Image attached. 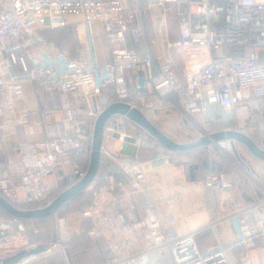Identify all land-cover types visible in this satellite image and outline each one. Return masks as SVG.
I'll list each match as a JSON object with an SVG mask.
<instances>
[{"label":"built area","instance_id":"built-area-1","mask_svg":"<svg viewBox=\"0 0 264 264\" xmlns=\"http://www.w3.org/2000/svg\"><path fill=\"white\" fill-rule=\"evenodd\" d=\"M155 8L175 14L174 44L183 53L188 71L185 82L152 55L145 15ZM72 19L90 27L103 25L112 46L109 62L93 66L88 50L74 57L44 41L45 30L67 27L75 23ZM129 35L137 48H130ZM140 67L147 69L153 90L184 115L232 123L234 130L250 137L264 122V0H0V150L18 135L20 127L32 123L26 81L37 84L41 92L74 95L86 107L82 121H78L79 109L70 103L59 122L53 120L52 111H42L34 124L45 129V136L38 141H15L12 152L3 153L0 196L20 209L28 205H35L30 209L42 208L54 199L50 181L59 171L67 187L83 179L90 163L95 121L104 109L101 95L111 92L115 101L128 102L144 113L156 109L149 94L139 95V105L130 102L128 73ZM130 123L124 116L110 119L104 145L133 137L120 151L125 144L137 146L142 138H135L138 130H130ZM157 144L148 143L156 151L149 160L136 155L122 162L115 159L129 178L117 187L130 196L140 195L139 205L132 203L123 210L117 196L102 185L83 212L93 220L97 217L91 235H100L102 222L126 228L122 238L110 242L105 264H149L154 257L165 258L170 264H238L231 254L234 248L249 249L259 240L264 242L262 196L236 205L235 238L209 251L200 249L196 230L178 232L166 226L146 174L173 166L175 156ZM235 144L221 140L215 146L234 153ZM204 185L213 192L233 186L224 170L209 171ZM111 204L112 214L101 219V207ZM33 221L0 214V257L22 249L12 244L21 230L36 232ZM58 221L60 226L65 223ZM219 221L212 220L209 226L214 228ZM137 231L143 233L137 236ZM144 242L146 246H142Z\"/></svg>","mask_w":264,"mask_h":264},{"label":"crops","instance_id":"crops-1","mask_svg":"<svg viewBox=\"0 0 264 264\" xmlns=\"http://www.w3.org/2000/svg\"><path fill=\"white\" fill-rule=\"evenodd\" d=\"M156 9H158L157 11L162 12L161 15L164 22L168 19L169 14H174L172 12L165 13L161 8H155V10H153L156 11ZM81 25L82 34L87 41L86 25H83L82 23ZM161 27H163L162 24ZM90 29L94 42L97 65H103L111 60L112 47L109 37L101 23L93 24ZM129 42L130 48H137L130 35ZM87 50L89 51L88 41ZM175 60L177 61L178 59L176 58ZM172 69L176 72L181 82L186 81L188 71L185 67H176V70L172 67ZM128 88L131 94L130 102L136 103L137 105H139L140 94L144 93L151 95V98L156 105V109L147 112L146 115L151 121H153L154 124H156L157 113H161L160 110L171 111L173 109V104L161 98L153 90L152 85L147 80V69L145 67H140L138 70L128 73ZM37 91L38 90L35 89L33 83L30 81L25 82L27 104L31 110L30 118L32 123L20 127L18 135L14 137L15 139H12L14 140L13 142L38 141L42 139L45 136V129L42 126L34 124V122L41 118L42 111H52L53 120L55 122H59L62 119L66 104H72V95H64L59 91H54L45 92L48 94L45 96L43 94L44 92L39 93ZM105 95L108 97L109 102H115L113 93L110 92ZM45 99H47L46 102H44ZM53 99H55V103ZM80 104L82 103L79 102L78 104H72L80 111L78 121H82L80 117L83 115ZM84 116L85 114L82 118ZM203 118L206 120L205 117ZM129 126L130 130H136L137 128L132 123H130ZM214 129L215 130H213V132L233 128L222 127ZM59 132H62V130ZM150 141L155 140L145 134L142 137V141L140 140L137 146L125 144L123 151H120L121 144L117 140L109 141L105 145V152L102 154V162L98 176L91 185L90 190L96 191L102 185H106L111 189V193L117 196V204L123 210L130 207L132 203L139 205L140 195L130 196L125 191H122L117 187L118 182L129 181L128 176L120 169L119 162H122V160L127 156L133 157L136 155L142 161H146L154 157L156 154L155 150L151 149L150 146H147ZM109 144L113 145L111 149L108 147ZM157 146H160V144H157ZM239 146L241 147L244 145L236 142V147L238 148ZM251 155L255 157L252 153ZM174 156L175 161L179 158L182 160H188V158H190L188 155L174 154ZM105 158L110 160L106 161ZM117 158L119 159V162L118 160H115ZM255 158L258 159L257 157ZM258 160L262 165H264L263 161L260 159ZM175 161L173 166L154 170L147 176V183L154 194L158 207V213L163 218L165 225L173 227L178 232L196 230V241L202 251H209L216 248L219 243H226L234 239L236 231L234 229L235 219L233 218V213L238 209V206L236 205L246 204L254 200L252 195L253 193H251L253 192L252 187L245 183H241V181H238L237 176L235 177L234 174H231L229 177L233 180L234 184L231 189L221 192L210 191L206 189L204 185L205 175L209 171L205 174L198 175L197 173L199 169L196 167V162L192 163L193 166L196 165L192 169L189 168L188 165L178 164L177 161ZM0 168L4 169L3 162H0ZM60 172L61 171L57 174H60ZM192 172L194 175H192ZM59 179H62V176ZM54 181L55 176L50 181L51 185H53ZM92 203L93 202H91V204ZM91 204L86 208L71 210L67 214V220L71 228L76 232L78 231V233H75L76 238L68 246L67 264L105 263V249H109V244L112 240L122 238L124 231H126V228L124 229V227H116L110 222H102L101 225L98 226L100 230L99 239L97 238L98 240L96 241H89L84 233L89 227H94L95 222H97V217L95 215L93 220V218L85 217L83 212L88 209ZM137 211H139V209H137ZM101 213V219L105 216L111 215L112 204L103 205L101 207ZM216 219H220L219 223H217L214 228H211L209 226L210 221ZM33 222L37 224V220H34ZM129 228L130 227H128V229ZM142 233V231H137L135 235L140 236ZM30 234L31 232L23 233L21 230L20 237L15 239L12 246L29 248L37 243H43L41 241L36 243L33 242L34 244L31 245L29 239L33 237ZM144 245L146 246L145 242L142 246ZM235 253L238 257V264H264V248L262 247L251 249L249 254H246L247 256L245 257L244 247H238L235 249ZM32 264L37 263L34 262ZM151 264L170 263L165 258L154 257Z\"/></svg>","mask_w":264,"mask_h":264},{"label":"rangeland","instance_id":"rangeland-1","mask_svg":"<svg viewBox=\"0 0 264 264\" xmlns=\"http://www.w3.org/2000/svg\"><path fill=\"white\" fill-rule=\"evenodd\" d=\"M154 10L152 11V13L151 11H147L145 15V34L147 35L154 59L162 67L170 66L174 67L175 70L176 67H184L183 53L174 44L177 38V20L175 14H169L168 19L164 22L161 15L162 12L157 11L158 9H156V11ZM161 24L163 27H161ZM81 26V21L77 20L75 21V23L70 24L66 28H61L59 30H45L46 32L44 31L45 33L43 32L42 36L45 42L52 44L58 49L67 51L74 57H79L81 54L87 51V41L82 34ZM176 58L178 59L177 61L175 60ZM33 85L35 86V89L38 90L37 92L41 93L37 84L33 83ZM43 94L45 96L48 95L45 92ZM53 100L55 103V99ZM46 101L47 99L44 100V102ZM71 101L72 104L79 103L74 95H72ZM80 105L83 112L82 114L84 115L86 107H83V103ZM160 112L161 113H157L156 115V125L165 133H167L171 138L178 142L193 140L203 135L204 132L212 133L213 130H215L214 128H217V126H223V124H226L230 127L233 126V124L228 125V123H224L223 121L209 122L207 119L205 120L203 118L205 116L201 115L188 117L184 115L175 105L173 106V109L171 111L160 110ZM82 116L80 118H82ZM218 118L223 120V114L219 113ZM250 138H252L262 149H264V122L263 124H260L259 128L250 135ZM13 141L14 140H11L7 144V146L3 147V149L0 150V162H4L6 159L3 153L12 152L14 144ZM112 146V144H109V149H111ZM185 155H188V157L190 158H188V160H182L179 158L178 160H176L177 163L188 165V167L190 168L193 166L192 163L196 162V167L199 169L197 173L198 175L205 174L207 171L224 170L228 175L234 174L235 177L237 176L238 181H241V183H245L251 186L253 191L251 193H253L252 195L254 197L253 199L261 196L264 197V165H262L258 159L253 157L246 147H236L234 153H230L216 147L215 145H212ZM105 160L108 161L110 159L105 158ZM242 167L245 169H243ZM246 171H248L249 173H247ZM192 175H194L193 172ZM61 176L62 171L60 172V174L55 175V181L53 182L51 189V194L54 198L62 192L60 191L62 189V186L64 188L65 186L67 187L68 184L65 178L59 179ZM230 181L231 184L234 185L231 178ZM91 202H93V199L91 200V193L89 192L83 197H80L72 202L70 204V208H86L91 204ZM67 214V210H60L57 213L58 233L60 234L61 231L64 235L60 238V243H57L56 248L49 255L44 257L42 260H39L40 262L37 261L35 263L67 264L68 246L76 238L75 233H78V231L76 232L75 230H73L68 223ZM59 219H62L65 222L62 226L59 225ZM96 223L97 222H95V224ZM34 229H36V232L34 230H32L33 232L30 231V235H32L33 237L29 239L31 245L34 244L33 242L36 243L41 241L48 243L52 241L53 223L51 218L42 221V227L36 225ZM91 232L92 228L89 227L84 233L86 238L89 241L98 240L100 235L94 236L91 235ZM256 247L264 248L263 240H259L249 249H245L244 257L246 256V254H249V251L251 249ZM237 248H234L231 251V254L235 256L236 262L238 263V257L235 253V249ZM105 250L106 263L108 261V248ZM151 263L149 262V264Z\"/></svg>","mask_w":264,"mask_h":264},{"label":"water","instance_id":"water-1","mask_svg":"<svg viewBox=\"0 0 264 264\" xmlns=\"http://www.w3.org/2000/svg\"><path fill=\"white\" fill-rule=\"evenodd\" d=\"M85 27L90 57L93 66H96L97 62L91 29L89 25H86ZM100 102L104 106V109L95 121L90 163L87 174L83 179L74 182L71 186L57 195L50 204L42 208L19 209L0 196V208L12 217L25 220L51 218L53 223V237L51 242L37 243L32 247L22 248L11 255L0 257V264H32L43 259L56 248L59 236L57 213L72 199L91 187L96 180L101 167L102 154L105 152V127L113 117H126L138 128L139 132L136 134L137 139H141L146 134L164 149L173 154L185 155L205 147L216 145L221 140H232L246 146L255 157L264 162V149H262L252 138L240 131L227 129L212 133L204 132L203 135L193 140L178 142L154 124L138 107L125 101L109 102L108 97L105 94L100 96Z\"/></svg>","mask_w":264,"mask_h":264},{"label":"trees","instance_id":"trees-1","mask_svg":"<svg viewBox=\"0 0 264 264\" xmlns=\"http://www.w3.org/2000/svg\"><path fill=\"white\" fill-rule=\"evenodd\" d=\"M64 28H66V27H64ZM59 29H61V28H59ZM59 29H55V30H59ZM46 32V31H45ZM44 32V33H45ZM113 97H114V95H113ZM114 99H116L115 97H114ZM228 125H232V123H229ZM222 127H230V126H227L226 124H223V126H217V129L218 128H222ZM232 128H233V126H232ZM196 166V165H195ZM195 166H192V167H190V168H194ZM67 187L65 186L64 188H63V186H62V189L60 190V191H64L65 189H66ZM91 193V200L93 199V195H94V193H93V191H91L90 190V187L86 190V191H84V192H82V193H80L78 196H76L74 199H72L68 204H66L65 205V207H63L61 210L62 211H64V210H67V212H69V211H71V210H75L74 208H70L71 207V203L72 202H74L76 199H78V198H80V197H83L85 194H87V193ZM33 206H35V205H28L27 206V208H32ZM67 208V209H66ZM0 214H2V215H4L5 217H7V218H12V216L11 215H9L7 212H5L3 209H1L0 208ZM45 219H48V218H44V219H38L37 220V224L40 226V227H42V221H44Z\"/></svg>","mask_w":264,"mask_h":264},{"label":"bare ground","instance_id":"bare-ground-1","mask_svg":"<svg viewBox=\"0 0 264 264\" xmlns=\"http://www.w3.org/2000/svg\"><path fill=\"white\" fill-rule=\"evenodd\" d=\"M144 15V14H143ZM144 17V16H143ZM75 21V19H72V22H74ZM145 31H146V29H145ZM146 37H147V35H146ZM129 91V90H128ZM150 112V111H149ZM146 114V113H145ZM191 117V116H190ZM153 122V121H152ZM138 130V129H137ZM139 132V130L137 131V132H135L134 133V136H135V138H136V134ZM207 133V132H206ZM130 138V137H129ZM121 145H123L124 143H126L127 141H131V140H134V138L132 137L131 138V140L130 139H128L127 140V138H124L123 140H120V139H116ZM106 145V144H105ZM105 145H104V147H105ZM234 149V151L236 150V144H235V147L233 148ZM230 151V150H229ZM230 153H231V151H230ZM243 168V167H242ZM243 169H245V168H243ZM247 170V169H246ZM247 173H249L248 171H246ZM148 174L149 173H147L146 174V181H147V176H148ZM20 209V208H19Z\"/></svg>","mask_w":264,"mask_h":264}]
</instances>
